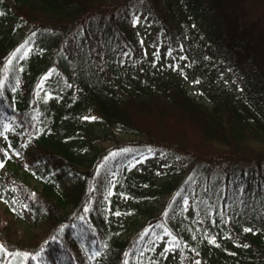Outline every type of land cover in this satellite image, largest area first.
Segmentation results:
<instances>
[{
    "label": "trees",
    "instance_id": "obj_1",
    "mask_svg": "<svg viewBox=\"0 0 264 264\" xmlns=\"http://www.w3.org/2000/svg\"><path fill=\"white\" fill-rule=\"evenodd\" d=\"M139 1L0 0V163L33 186L23 225L0 172L3 264H264V0H145L170 47L184 43L179 63L194 68L200 97L157 70L134 23ZM24 27L33 58L20 61ZM150 147L193 159L202 186L191 208L187 180L124 171ZM113 150L127 199L100 210L98 172ZM175 208L185 223L169 221Z\"/></svg>",
    "mask_w": 264,
    "mask_h": 264
},
{
    "label": "rangeland",
    "instance_id": "obj_2",
    "mask_svg": "<svg viewBox=\"0 0 264 264\" xmlns=\"http://www.w3.org/2000/svg\"><path fill=\"white\" fill-rule=\"evenodd\" d=\"M146 5L145 0L139 1V3L134 7L133 16L135 19V24L139 33L142 37L143 43L147 50V54H149L150 58L154 62L157 70L163 74L164 76H181L186 80V84L190 87L191 92L194 95L201 96L199 94V79L195 78L194 68L189 69V72L185 71L182 68L181 63H185L186 58H181V63H179V58L177 53H186L187 50L184 46L181 49L172 48L167 41V37L164 32H161V28L158 22L152 17H144V13L142 12L144 6ZM28 28L24 27V29L17 33V38L19 41V47L16 49L18 52L19 59L24 58V56H32L29 52L32 50L30 37L27 32ZM159 40L160 44L156 43ZM193 39V38H192ZM192 39L189 40L192 42ZM53 59L49 54H46L45 59L41 63V67H47L48 71L46 72V79H52L55 77V69L51 66ZM23 62V60H22ZM27 79L24 77L20 80L21 86L25 90L27 87ZM49 102L55 103L58 105V102L55 101L50 95L46 97ZM124 138H133L134 134L131 132H118ZM4 137L0 133V145L4 144ZM113 144L112 141L105 142V146H111ZM116 151L113 152L106 157V160L100 165L99 169V188L97 197L95 199L96 207L100 210H106L112 206V203L117 202L120 204L126 203V197L120 193L118 190L115 179L116 173L114 172V167L112 164V156ZM16 162L23 166L24 164L18 157H15ZM1 164V163H0ZM195 163L193 159L189 156L181 153L177 150L159 148V147H150L143 155L133 159L130 161L125 167L124 171H129L131 173H136L138 175L144 176L145 178L150 180H155L157 183H162L167 181L170 178H178L180 180H187L188 186L184 194V205L187 208H191L194 197L196 196L199 188L202 186V173L194 168ZM0 172L4 176L6 182L9 184L8 186V195L9 198L12 199L17 209L22 211L24 214V218H22V224L27 225L28 222H31V213L26 208L27 203L30 201L31 196L33 194V186H30L24 180L22 174H17L10 168L5 167L4 165L0 167ZM36 182L33 181V184ZM184 189V185L181 186ZM182 189V190H183ZM175 190L172 191L171 194L165 196L161 202L162 210H167L168 200L173 197ZM6 204L0 195V210H5ZM171 212V211H169ZM176 212L172 210L171 217H169V221L172 220L175 223H185L186 216L181 215L179 218H175L173 214ZM169 214V213H168ZM179 225V224H178ZM166 235L160 241L162 246H165L168 253H173V241L171 240V235L169 231L165 232ZM171 257V256H170ZM38 264H48L46 261L41 259L40 257H36ZM210 261L206 263L210 264ZM0 264L1 256H0ZM205 264V263H203Z\"/></svg>",
    "mask_w": 264,
    "mask_h": 264
},
{
    "label": "snow or ice",
    "instance_id": "obj_3",
    "mask_svg": "<svg viewBox=\"0 0 264 264\" xmlns=\"http://www.w3.org/2000/svg\"><path fill=\"white\" fill-rule=\"evenodd\" d=\"M3 165L2 164H0V167H2Z\"/></svg>",
    "mask_w": 264,
    "mask_h": 264
}]
</instances>
